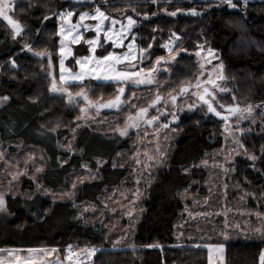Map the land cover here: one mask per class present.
<instances>
[{
    "label": "trees",
    "instance_id": "1",
    "mask_svg": "<svg viewBox=\"0 0 264 264\" xmlns=\"http://www.w3.org/2000/svg\"><path fill=\"white\" fill-rule=\"evenodd\" d=\"M30 1L33 5L31 8H27L24 3L15 6V9L23 7L25 10L18 20L26 27V35L30 33L34 36L36 29H40L39 41H35L33 47L50 49L57 38L55 15L47 21L43 20V16L65 9L70 3L64 0ZM142 1L110 0L115 9L131 4L141 14L152 16L156 13L151 19L142 20L136 16L137 25L132 32L138 38L139 47H147L153 29H162L165 33L175 31L182 37L179 43H183L188 51L195 50L197 43L206 41L225 64L226 74L236 89L237 102L264 101V0H249L246 14L243 8L214 6L200 11L204 14L195 17L184 13L176 17L161 15L157 9L164 5ZM198 4L200 8L208 6L202 1ZM178 6L184 10L191 7L188 3ZM114 8L106 7L104 10L113 15L115 11L109 10ZM73 9L87 10L90 7L76 5ZM10 32L11 28L0 20V97L10 98L0 105V140L40 148L47 163L42 182L50 188H67L70 176L79 170L82 163L97 157L105 158L106 163L101 167L97 180L83 183L77 188L73 202H57L47 215L44 212L52 207L51 202L42 197L36 196L30 200L9 198L7 214L0 216V248H63L75 243L78 249L88 244L108 249L101 225L82 222L78 207L85 202H98L105 192L112 191L126 178V167H113V161L118 153L130 147V141L84 128L75 142L79 153L71 154L61 148L59 143L68 137L67 129L74 124L77 111L66 104L64 98L49 93L50 79L40 71L41 62L30 54L20 52L19 38L12 40ZM76 52L83 55L87 50L85 46H77ZM12 59H15L17 68L10 65ZM178 62L179 67L173 79H168L172 84L182 80L181 74L189 77L196 68L192 56H181ZM43 63L45 67L46 62ZM100 87L111 90L112 94L115 92L113 84L102 83ZM30 97H39V100L33 104ZM225 99L228 100L227 97ZM222 122L213 115L205 117L199 111L181 116L177 127L182 128L183 136L167 160V168L160 172L157 182L148 190L143 215L130 240L126 241L139 247H136L135 252L124 248L119 254H98L94 257L97 264H207L205 248H195L194 245L175 247L174 227L183 209L181 192L192 188L194 180L202 182L205 177L202 168L192 165H198L206 152L218 146L220 140L217 136ZM56 123L67 126H61L63 129L59 128L56 132L49 131ZM182 168H189V173L185 175ZM239 168L254 188L264 190V159L255 170L242 165ZM27 187L31 188L32 185L28 184ZM204 192L200 189L201 194ZM157 243L163 249L147 247ZM214 243L224 245L225 264H258L259 252L264 248V241L258 239H217Z\"/></svg>",
    "mask_w": 264,
    "mask_h": 264
},
{
    "label": "snow or ice",
    "instance_id": "2",
    "mask_svg": "<svg viewBox=\"0 0 264 264\" xmlns=\"http://www.w3.org/2000/svg\"><path fill=\"white\" fill-rule=\"evenodd\" d=\"M153 4H159L160 0H151ZM205 4L211 8L212 6L220 7L226 6L229 9L243 8L246 10L249 5V0H203ZM76 3H82V0H76ZM165 4H172L173 0H164ZM29 8L32 7L31 3L27 5ZM89 7L92 11H82L77 12L75 9L60 10L57 12H51L43 16V20L47 21L51 19L53 15L58 17L62 23L59 26L58 31L55 33L56 36L60 37L58 56H59V77L57 79L56 75L52 71L53 69V53L48 48H43L41 50H34L33 45L30 43H24L22 50L26 49L28 52L32 53L33 56L39 58L41 62L40 71L45 74L46 77L50 78V83L48 91L50 93L57 94L61 98H66V103L68 105H75L79 108L80 115L77 116V121L87 120L91 118L92 110H95V114H99L102 109H116L117 111H122L125 107L128 108L127 116L124 120L123 126L117 125L116 132H118L121 137H128L130 132L134 130L137 133L138 140L144 146V150L141 153L139 149L135 150V154L132 156V160L136 165H139L141 171H146L152 168H159L165 166L168 159V148L161 144V130H167L171 128L172 124L179 121L178 113L184 112L185 107L182 106L178 101L183 100L184 104L187 106L188 111H205V117L208 114H212L215 117L220 118L223 121L224 132L229 135L232 134L233 130L238 131L240 136L245 134V129L240 127V122L252 117L254 108L264 110V101L260 104L253 106L249 103L247 106L241 108L239 103H232L225 105L221 101L224 96L220 95L230 91L225 84L228 81V76L226 74V66L216 52L212 48H205L204 44L197 43L196 51L194 53L195 57L199 58L197 60V74L188 79H182L178 84H170L167 88L158 82V75L161 73H168L169 79H172L173 74L178 70L179 62L178 57L181 53H187L188 49L186 47L180 46V41L182 37L175 31H170L169 40L166 43L160 44L159 47L166 50L167 55H158L152 61L151 50L153 48V43H148L147 47L139 48V55L135 54L136 49V36L132 34L134 26L137 25V20L133 18V15L128 14L129 12L134 13L136 16L141 15L137 12L136 7L129 4L127 7L122 9H115L113 5L110 4V0H103L102 3H97V0H90ZM106 7H113L114 11L119 14V18L112 15V13L104 10ZM207 9H205L206 11ZM162 11L171 17H176L179 13H184L190 16H201L204 13L198 11L195 7L189 8L187 10L176 8L174 11H169L167 7H164ZM15 9L12 0H0V18L7 22V25L11 28V38L12 40H17L27 34L26 27L22 22L14 18ZM156 15V13H153ZM78 16V21L72 23V18ZM145 19L148 18L147 14H144ZM126 19L127 23L124 24L123 20ZM86 20L96 21L95 26L92 27L86 23ZM105 22H108L107 26ZM119 24L120 27L117 29L116 25ZM81 29L90 30L95 32V37L91 39H85ZM155 32L156 29H153ZM36 41L40 38V29H36ZM131 39L129 40V37ZM129 42L125 45V41ZM81 41H84L88 45V55H84L79 58H75L73 67H66L65 59L67 57L73 56L72 49L69 45H79ZM152 41H155V36L152 37ZM67 42V43H66ZM106 45L111 46L113 51H107ZM127 48L126 51L117 53L115 49ZM98 48H104L105 52L97 55ZM106 53V54H105ZM47 61V68L44 67V61ZM149 60L150 66L145 67L144 61ZM213 61H219V63H213ZM12 68H17L15 59L11 60ZM207 66H210L207 67ZM98 82L96 87L102 86L104 84H115V95L111 98L105 100L103 94L97 96L95 99L92 97L95 95V88L91 86V82ZM155 85L153 90L152 86ZM140 86H145L150 92L149 98L137 97L135 91L131 93V96H126V92L129 88H139ZM72 87H77L79 90L75 93L71 90ZM10 98L8 96L0 97V105L7 102ZM33 104H36L39 97L29 98ZM146 99L147 103L142 104L141 101ZM191 99L192 102L188 103ZM232 100H236V96H232ZM82 102V103H81ZM226 113V114H225ZM264 116V112L261 113ZM169 117L171 119H169ZM163 118V119H162ZM232 118H235V125L230 123ZM167 121V122H165ZM255 119L251 120V123L255 124ZM199 124V121L196 122ZM79 123L76 127H80ZM60 127L57 124L55 127L49 129L51 132H56ZM153 129L151 133L152 139H148L150 133L148 129ZM141 130L143 133L141 135ZM73 134H75L76 129H71ZM171 131H176L175 128H171ZM247 131H251L249 128ZM75 135H73V139ZM164 140H168L169 137L165 135ZM233 143L238 145L239 149L247 154L248 149L243 143L237 138H233ZM147 145H153L152 148H148ZM68 152H72L71 142L66 146ZM237 155L240 152L237 149H233ZM117 155H120L119 153ZM141 156L144 159H141ZM247 158L253 162L258 159H264V146H261V156L257 157L254 153L248 154ZM5 159V154L0 152V160ZM34 156H29L28 160L25 161L27 166L29 161H33ZM42 159V157H41ZM7 163V161H5ZM63 163H67L64 161ZM106 161H97L98 172ZM204 164L207 161H203ZM63 166V165H61ZM117 164L114 161L113 167ZM123 167L124 165H119ZM90 174L92 170L87 165H82ZM192 167H198V165L193 164ZM44 168L42 166L35 167L34 173H42ZM228 171V169H225ZM182 172L187 175L189 173V168H182ZM25 172H18L17 175L13 176V180H17L20 175H26ZM151 175V172H149ZM36 183V192L42 195L48 196L51 201V206L49 209L45 210L44 214L47 215L51 211L58 201H63L65 199L71 200L75 194V189L77 184H72V192H61L57 193L41 185L36 175L30 177ZM95 174H91L89 177H78V181L83 183L85 179H95ZM11 183V182H10ZM137 184L140 183L139 180L136 181ZM139 194L137 190V195ZM28 198L31 199L32 195L27 194ZM243 199V197H242ZM107 207V205H105ZM6 193L0 192V213L6 212ZM103 214V213H101ZM129 217L132 216V212L127 213ZM249 216L255 215L259 226H249L250 230L254 232L258 239L264 241V212L257 211L255 213L249 212ZM101 223H103L101 221ZM227 227V223L225 225ZM111 233V229H109ZM228 237L225 235V239ZM128 239L127 235L121 236L120 239L115 241L111 240L109 236H104L110 245V249H105L103 247L96 246H85L82 249L74 250L73 245L69 244L67 247V255L64 259L68 264H86V262H91V264H97L94 257L98 254L105 255L106 253L119 254L123 249L118 246L122 241ZM130 248L132 252L136 251V245L134 243H129L126 245ZM151 248L163 249L160 244L147 245ZM177 248H183V245L175 246ZM195 248H207L208 249V264H215L213 259V252H223V244H196ZM0 251H4L0 249ZM29 255L25 258L20 256H15V264H48L46 257L52 253H58L61 250L52 249H28ZM9 255H12L9 252ZM3 264V261H0ZM57 264H63V261L59 260L57 257ZM258 264H264V249H261L258 256Z\"/></svg>",
    "mask_w": 264,
    "mask_h": 264
},
{
    "label": "rangeland",
    "instance_id": "3",
    "mask_svg": "<svg viewBox=\"0 0 264 264\" xmlns=\"http://www.w3.org/2000/svg\"><path fill=\"white\" fill-rule=\"evenodd\" d=\"M64 1H69L70 4L67 8L62 10H67L70 8L73 9L76 5L89 6L90 3V0H82V3L80 4L76 3V0H64ZM201 1L203 2V0H173L172 4H165L164 0H160L159 4H162L164 6L158 8L157 10L161 15H166L162 11L164 7H167L169 11H174L176 8H181L178 6L180 3H188L189 6L195 7L199 11H204L205 9H208L209 6H206L205 8H200L201 5L198 3H200ZM102 2L103 0H97V3H102ZM142 2L152 3L151 0H143ZM12 3L14 9L18 3H24L26 4V7L29 8L27 5L31 3V1L12 0ZM112 3L113 2H110V4ZM159 4H154V5H159ZM220 7H224V6H220ZM75 10L77 12L92 11L91 8L87 10L86 9H81V10L75 9ZM140 10L144 11V9L142 8H140ZM109 11L112 12L114 10H109ZM23 13H25L23 7L15 9L14 18L18 19V17L23 15ZM128 14L133 15L134 19L136 18V15L134 13L129 12ZM113 16L119 18V14L116 12L113 13ZM147 16H148L147 19H151L152 17H155V15L153 14L152 16L149 15ZM139 17L142 20L145 19L144 14L139 15ZM0 20L3 21L2 18H0ZM77 21H78V16L72 18V23H76ZM3 22L7 24L6 21ZM84 23L94 27L96 21L86 20ZM105 23L107 26H110L108 25V22ZM123 23L126 24L127 20L124 19ZM116 27L118 29L120 25L117 24ZM58 29L59 28L57 27L56 32L58 31ZM81 31L83 32L85 39H91L95 37L94 31L85 30V29H81ZM170 31L173 30H169L168 32L165 33L162 29H159L153 32L152 37L155 36V41L154 42L152 41V37L150 39V43H153V48L151 50L152 61H154L155 57L158 55H167L166 50L160 48L159 45L168 42ZM156 33H158L159 35H157ZM132 34L135 35L134 32H132ZM29 35L31 34L29 33ZM29 35H24L23 37L19 38V43L21 45V48H23V45L26 42L33 45L34 42L36 41V35L34 36L33 35L29 36ZM59 39L60 37L57 36L56 40L53 42L54 46L49 49L53 53L52 71L56 75L57 79L59 77V56H58ZM130 39L131 36L129 37V40ZM137 39L138 38L136 37L135 54L139 55L138 50L141 47H139ZM128 42L129 41L126 40L125 45H127ZM200 44H204L205 48H209V47L212 48L210 44L206 41H201ZM77 46H85L86 50L88 49V45L84 43V41H81L79 45L70 44L69 47L72 49L74 55L67 57L65 59L66 67H70V68L73 67L75 58H79L89 54L88 51L86 54L83 55H79L77 52H76L77 54H75V47ZM180 46L184 47L183 43L180 44ZM105 47L107 48V51L114 50L109 45H106ZM33 48L34 50L37 51L39 50L35 47ZM126 50H127L126 47L123 49H115L117 53H121ZM196 50L197 49L195 48V50L193 51H188L187 53L180 54V57L192 56L194 58V61L196 62L195 70L192 73H190L189 77H184L183 74H181L180 77L182 79H188L190 77H193L194 74H197V69H198L197 60L199 58L195 57L194 55ZM20 52H25L27 54L32 55V53L28 52L26 49L24 50L21 49ZM104 52H105L104 48H98L97 55ZM215 52L216 55L219 56L216 50ZM35 58L39 60V58L37 57ZM44 62H46L45 67L47 68L46 59ZM150 63L151 62L149 60H145L144 66L148 67L150 66ZM213 63H219V61H213ZM10 65H11V60H10ZM207 67L210 68V66ZM177 75L178 74H176V76ZM157 79L159 83L165 86V88H167L170 84H172L168 80L169 79L168 73L159 74ZM96 83L98 82L96 81L91 82V86L95 88V95L92 97L93 99H95L97 96H100L101 94H103L105 100L115 95V92L114 94H112L111 93L112 91L108 90L107 88L93 86ZM113 86L115 89L116 85L113 84ZM225 86L228 89H230L229 92L220 94L225 98L226 97L228 98V100L224 98L221 101L225 105L232 103H239L241 108H243L247 106L249 103L255 106L262 102V101L237 102V100L233 101L232 96L235 95L236 89L229 80V78ZM152 88L154 90L155 85L152 86ZM129 89L138 90L135 91L137 97H142V98L150 97V92L148 88H146L145 86H140L139 88H129ZM129 89L126 92V96H131V93L133 92V91H129ZM71 90L75 93L79 89L77 87H72ZM50 94L58 96L57 94L54 93H50ZM147 95L148 97H146ZM64 101L66 102V98H64ZM191 102L192 100L189 99L188 103ZM141 103L142 104L144 103L146 106L147 100L144 99L141 101ZM178 103H180L182 106L185 107L184 112L178 113L179 120L182 115H187L194 112L187 110V106L186 104H184L183 100L178 101ZM70 106L74 107V109L77 111L74 120L75 122L72 126L68 127L67 129L69 133L68 137L63 138V140L60 141L59 145L61 148L66 149V146L69 144V142H71L73 149L71 154H77L80 152L78 149L75 148V142L79 132L84 128H89L91 130H96V131H102L106 134L115 135L120 137L121 139H128L130 141V147L125 152L120 153V155H117L116 158L114 159V161L118 166L123 164L126 167L128 171L126 178L122 182H120L117 187L112 189V191L105 192L98 202L96 203L85 202L80 204L78 207L80 212L79 218L85 224L92 225L94 223H99L104 231V236L106 235L109 236V238L113 241L120 239V237L124 235H127L128 237L127 240H130V237L132 236V232L136 229V225L139 219L141 218V216L143 215L144 200L147 197L148 190L155 182H157L160 172L163 171V169L167 168L168 163L166 162L165 166L163 167L152 168L142 172L140 166L136 165L133 162L132 156L135 154V150L139 149L141 153L144 150V146L138 140L137 133L134 130H132L128 137H121L119 136L118 132L114 130L116 129L117 125L121 127L123 126L124 120L128 112L127 107H125L122 111H117L116 109H102L98 115L95 114V110H92V113L90 114L91 115L90 119L77 121L76 118L78 115H80L79 108L75 105H70ZM46 111L47 110L45 109L44 112L46 113ZM205 111L202 112L199 111V112L205 114ZM262 112H264V110L254 108L252 117L240 122V127L246 130L243 136H240V133L235 130H233L231 135L225 133L223 122L221 123V126L219 127V133L217 136L218 140H220L218 146L215 147L213 146V148L208 152H206L205 155L202 156V158L198 162V167L202 168L205 171L204 180H202V182H199V180H194V182L192 183L193 184L192 188L190 189L186 188L181 192L183 194L182 196H183L184 204H183V209L179 214L180 216L176 223V226L174 227V237L176 241V246L183 245L184 247H189V245H196V244H200V245L209 244V243L216 244L214 243V240L217 239L218 240L222 239L223 241H226L228 239H238V238L250 239V240L258 239L256 234L250 230L249 226H259V222L257 221L255 215L249 216L248 213L249 212L255 213L257 211L264 212V190L263 188H259V189L254 188L245 177L244 171L241 170L239 166L242 165L245 168L255 170L257 165L262 161V159H258L257 161L253 162L247 158L248 154H252V153L257 155V157L261 156V146H264V116L261 115ZM169 119L171 118L169 117ZM252 119H255L256 121L255 124L251 123ZM77 123L81 125L78 128L76 127ZM177 123L171 125V128H175L176 131L173 132L171 131L170 128L167 130L162 129L160 132V136H161L160 142L162 145L168 148V159H167L168 161L171 154L175 150V145L177 141L183 136L184 133L182 128L177 127ZM230 123L235 125V118H232ZM63 125L64 127L67 126V124H61L59 128L63 129L61 128V126ZM73 128L76 129L75 134H73V132L71 131V129ZM249 128H251V131H247ZM152 131L153 129L151 128L148 129V132L150 133L148 139H152L151 137ZM142 133L143 130H141V135ZM73 135H75L74 139H73ZM165 135L169 137L168 140L163 139ZM234 137L239 139L241 143H243L244 146L248 149L247 154L243 151V149H239L237 144L233 143ZM214 140L216 139H213L212 141ZM8 142L9 141L5 142L0 140V152H3L5 154V159L0 160V192L6 193V205L8 203L9 198H21V199L30 200L27 194L32 195L31 199H34L36 196H39L51 202L48 196L36 192V183L30 178L32 175H36L38 182L41 185H43L45 188H48L52 191H55L57 193L72 192L73 183H76L78 188L83 183L97 180L100 177V169H101L100 168L98 172L96 171L97 161L98 160L106 161L105 158L97 157L91 161L82 163V165H87L92 170L91 174H95L96 176L95 179H85L83 183H80L77 179L78 177L83 178V177H89L91 175L81 165L79 170L74 171V173L70 176L69 186L67 188H50L45 186L42 182L43 176L47 169L45 155L42 152V150L36 147H29L21 144H14L13 142L11 143ZM147 147L152 148L153 145H147ZM233 149H237L240 152V154L237 155L236 152L233 151ZM30 155L34 156L35 159L33 161H29L26 166L25 161L28 160ZM141 159L143 160L144 157L141 156ZM5 161H7V163H5ZM203 161H207V163L204 164ZM40 166L44 168V171L42 173H34V168ZM225 169H228V171H225ZM26 170H27L26 175H20L17 180L12 179V177L17 175L18 172H25ZM149 172H151V175H149ZM137 180L140 181L139 184L136 183ZM28 184H31L32 187L31 188L27 187ZM77 188L74 190L75 193ZM200 189L205 190V192L201 194ZM137 190L139 192L138 195H137ZM74 197L75 194L71 200L65 199L63 201H58V202H73ZM105 205H107V207H105ZM129 211L132 212L131 217L127 215ZM6 214H7V210L6 212L0 213V216H5ZM101 221L103 223H101ZM226 223H227V227L225 226ZM109 229H111V233H109ZM225 235L228 237L227 239H225ZM126 241H122V243L118 247L121 249L127 248L126 246L124 247V245H127L131 242H126ZM105 243L108 249L111 248V245L106 240ZM71 245H73V248H75L76 250H79L78 248H76L77 245L75 243ZM86 246H91V245L88 244ZM83 247L85 246H82L80 249H82ZM136 247L139 246L136 245ZM0 249L4 250V251H0V261H3V264H15L14 257L17 255L20 256L21 258L27 257L29 255L27 251L28 249H52V247L39 246V247H29V248H0ZM56 249H60L61 251L58 253H52L51 255L47 256L46 260L48 264H57V257H59L60 261H63V264H66L64 259L66 247L63 248L57 247ZM205 250L208 257V249L205 248ZM9 252H11L12 255H9ZM213 259L215 264H225L224 251L220 253L213 252ZM86 264H91V262H86Z\"/></svg>",
    "mask_w": 264,
    "mask_h": 264
},
{
    "label": "built area",
    "instance_id": "4",
    "mask_svg": "<svg viewBox=\"0 0 264 264\" xmlns=\"http://www.w3.org/2000/svg\"><path fill=\"white\" fill-rule=\"evenodd\" d=\"M55 20H56V26L59 28V26H60V24L62 23V21H60L59 19H58V17H56L55 16ZM67 247H68V245L66 246V250H65V254H64V256H66L67 255ZM74 250H76L75 248H74ZM65 262H66V264H68V262L65 260Z\"/></svg>",
    "mask_w": 264,
    "mask_h": 264
},
{
    "label": "crops",
    "instance_id": "5",
    "mask_svg": "<svg viewBox=\"0 0 264 264\" xmlns=\"http://www.w3.org/2000/svg\"><path fill=\"white\" fill-rule=\"evenodd\" d=\"M52 248H57V247H52Z\"/></svg>",
    "mask_w": 264,
    "mask_h": 264
},
{
    "label": "flooded vegetation",
    "instance_id": "6",
    "mask_svg": "<svg viewBox=\"0 0 264 264\" xmlns=\"http://www.w3.org/2000/svg\"><path fill=\"white\" fill-rule=\"evenodd\" d=\"M208 115H212V114H208ZM214 116V115H213Z\"/></svg>",
    "mask_w": 264,
    "mask_h": 264
},
{
    "label": "water",
    "instance_id": "7",
    "mask_svg": "<svg viewBox=\"0 0 264 264\" xmlns=\"http://www.w3.org/2000/svg\"><path fill=\"white\" fill-rule=\"evenodd\" d=\"M218 118V117H217ZM218 119H220V118H218Z\"/></svg>",
    "mask_w": 264,
    "mask_h": 264
}]
</instances>
